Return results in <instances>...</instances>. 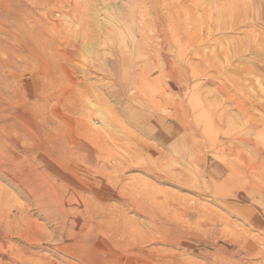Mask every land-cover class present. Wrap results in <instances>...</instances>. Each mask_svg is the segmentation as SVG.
Here are the masks:
<instances>
[{
    "label": "rangeland",
    "instance_id": "rangeland-1",
    "mask_svg": "<svg viewBox=\"0 0 264 264\" xmlns=\"http://www.w3.org/2000/svg\"><path fill=\"white\" fill-rule=\"evenodd\" d=\"M169 1L0 0V264H264V167L230 155L212 121L264 151V0H174L172 20ZM122 47L135 64L116 69ZM16 155L71 210L93 201L90 237L33 207Z\"/></svg>",
    "mask_w": 264,
    "mask_h": 264
},
{
    "label": "bare ground",
    "instance_id": "bare-ground-1",
    "mask_svg": "<svg viewBox=\"0 0 264 264\" xmlns=\"http://www.w3.org/2000/svg\"><path fill=\"white\" fill-rule=\"evenodd\" d=\"M164 3V2H163ZM183 3V2H182ZM180 2V4L176 3L174 0L169 1L168 3L164 4L165 7L168 9V14L166 15L167 19H171L175 17V15H178L180 12H182V10L184 9V5ZM138 6V5H137ZM165 8V9H166ZM167 13V12H166ZM181 15V14H179ZM178 15V16H179ZM134 16V15H133ZM184 16V15H183ZM182 16V17H183ZM184 18V17H183ZM118 19V18H117ZM130 22L132 26H134V17H130ZM181 19V18H178ZM175 20V19H174ZM182 20V19H181ZM116 22V20H115ZM183 23V21H181ZM161 23V21H160ZM175 23V22H174ZM181 23V24H182ZM184 25L186 23H183ZM130 25V24H128ZM161 25V24H160ZM176 25V24H175ZM180 25V24H179ZM177 26V25H176ZM181 27H179L174 33H175V38L174 39V43L178 45L179 47V60H182V57L184 55V43L186 41V30L185 27L180 25ZM161 27V26H160ZM171 31H173V28L170 29ZM161 31V30H160ZM189 31V30H188ZM187 31V32H188ZM162 32V31H161ZM160 32V34H161ZM165 33V32H164ZM112 35V34H111ZM164 43L169 47L170 45V39L165 36L164 38ZM162 45V44H161ZM174 45V44H173ZM166 46V47H167ZM186 46V45H185ZM165 47V48H166ZM155 50V49H154ZM164 50V49H163ZM161 51V50H160ZM126 50L124 47L121 48V54L117 57V59L115 60V67L116 69L120 68V67H124V65H126L128 63L129 66H133L135 64V61H133V58L128 62L124 59V57L126 56H122L123 53H125ZM128 57V56H127ZM126 57V58H127ZM131 57V56H130ZM136 59V58H135ZM168 67L172 70L175 67V63L169 59L166 60ZM176 62V61H175ZM165 64V63H164ZM166 65V64H165ZM180 65V64H179ZM129 70V69H128ZM136 71V70H135ZM163 71V70H162ZM174 73V72H173ZM115 75V74H114ZM131 75V74H130ZM145 75V74H144ZM167 75V74H166ZM135 78V77H134ZM179 78V77H178ZM147 80V78H146ZM150 80V79H149ZM175 81V80H174ZM185 81V80H184ZM48 82V81H47ZM53 83V82H52ZM58 85V84H57ZM52 86V85H51ZM217 86V85H216ZM75 88V87H74ZM146 88V87H145ZM218 88V87H217ZM76 89V88H75ZM178 90V89H177ZM220 90V89H219ZM146 91V90H145ZM73 92H76L73 91ZM223 95H224V91H220ZM71 93V92H70ZM69 93V94H70ZM77 95V93H75ZM132 94V93H131ZM72 95V94H70ZM74 95V94H73ZM183 95V94H182ZM65 97V96H64ZM71 97V96H69ZM68 97V99H70ZM76 97V96H75ZM230 97V96H229ZM235 97V96H234ZM145 98V97H144ZM179 98V97H178ZM233 98V97H232ZM72 99V97H71ZM75 99V98H74ZM73 99V101H74ZM77 99V98H76ZM149 99V98H148ZM228 99V98H227ZM21 100V99H20ZM144 100V99H143ZM237 100V99H236ZM231 101V100H230ZM159 103V101H158ZM167 103V102H165ZM229 103V102H228ZM78 105V104H77ZM157 106V105H156ZM239 114L241 115H246L248 113V109L241 105V103L239 101H236L235 104L233 105ZM70 109V107H68ZM72 109H74L72 107ZM54 110V109H53ZM73 110H71L72 112ZM74 113V111H73ZM71 114V113H70ZM53 115V114H52ZM67 117V116H66ZM246 117V116H245ZM65 118V117H64ZM248 119V118H247ZM57 120V119H56ZM77 120V119H76ZM217 121V124L219 126V129L217 131V137L220 141V143L222 144V147L224 149H228L227 151L229 152L230 155H235V154H239L246 149H250L252 156L250 160H247V163H251L252 165H254V163L258 162L259 165L256 167L258 170H262L264 167V151L263 149L261 150L260 145H258L256 142L251 141L250 137L247 133L238 130V129H234L232 127H228L227 126V122L225 119V115L223 114H217V117L215 119H213L212 121L215 122ZM251 122V121H250ZM144 124V123H143ZM249 124V123H248ZM80 126V125H79ZM71 127V126H70ZM81 127V126H80ZM82 128V127H81ZM47 129V128H46ZM77 129V127L75 128V130ZM251 129V128H250ZM74 130V129H73ZM259 130V129H258ZM77 131H79L82 135H85V137H89L87 134H85V132L82 131V129H77ZM82 131V132H81ZM85 131V130H84ZM260 131V130H259ZM61 134V133H60ZM55 135V134H54ZM258 135V134H257ZM58 137V136H57ZM55 137V138H57ZM2 139V138H1ZM261 140L258 141H262L264 143V131L261 135ZM53 140V139H52ZM49 141V140H48ZM177 141V140H176ZM8 142V141H7ZM49 143V142H48ZM262 143V144H263ZM59 146V145H58ZM60 147V146H59ZM8 149V148H7ZM64 149V147H63ZM62 149V150H63ZM62 150L59 154H57V158L61 157L62 155ZM6 154V153H5ZM52 154V153H51ZM3 155V154H2ZM54 155V154H53ZM10 156V155H9ZM13 156V155H11ZM3 157V156H2ZM5 158V156H4ZM11 158V157H10ZM18 162L20 163L21 161H23V164H21V166H16V182L18 183V186H22L20 187V191L21 188H23L24 193H26V195L30 196L34 202V206L36 209H38V211L41 214H44L46 216V218L51 221L52 223H54L57 226V229H59L64 237L67 240H73V239H79L82 240L84 237L88 238L90 237L93 233H94V229H84L85 226V222L89 221L87 220L88 215L90 214V206L93 205V201H90V199H75L74 203L78 208L74 210L70 209L72 204L69 201H65L60 195V192L65 193V189L63 187V183H57L55 180H53L52 178H49L48 176L45 175V173L43 171H41L38 166L34 165L35 163H33V161L28 162V164L25 165V160L23 158H21L20 156L16 155L15 157ZM13 158V159H15ZM34 158V157H33ZM23 159V160H22ZM243 159V158H242ZM39 160V159H38ZM7 161V159H6ZM10 161V160H9ZM228 162V161H227ZM233 162V161H232ZM246 162V161H245ZM12 163V162H11ZM38 165V164H37ZM48 167L51 168L52 170H54L53 167H50V164H48ZM88 168V167H87ZM47 171V170H46ZM254 172V171H253ZM257 172V171H255ZM12 173V172H11ZM50 173V172H49ZM90 173V172H89ZM262 174V173H261ZM48 175V174H47ZM51 175V173H50ZM5 176V175H4ZM89 176H91V174H89ZM88 176V177H89ZM264 176V175H262ZM86 177V176H85ZM259 177V176H258ZM91 178V177H90ZM86 179V178H85ZM14 181V180H12ZM229 181V180H228ZM231 183V182H230ZM239 183V182H238ZM242 183V182H241ZM244 183V182H243ZM248 185H250L252 188L257 189V184L254 182V180L248 181L246 182ZM236 184V183H235ZM16 185V184H15ZM16 185V186H17ZM245 185V184H244ZM239 189H241L242 186L239 183ZM18 188V187H17ZM238 188V187H237ZM244 189H241L240 191H242ZM259 190V194L261 196L262 201L264 200V190L262 188H258ZM84 192V191H83ZM88 192V191H87ZM86 192V193H87ZM233 192V191H232ZM252 192V191H251ZM22 193V192H21ZM22 193V194H24ZM241 193V192H240ZM238 195V194H236ZM22 196V195H21ZM83 198V197H82ZM31 200V201H32ZM119 202V201H118ZM126 202V201H125ZM135 202V201H134ZM132 202L131 204L133 205ZM33 204V203H32ZM73 205V206H75ZM127 206H129L130 204H126ZM133 206H137V208L142 209L141 205L135 204ZM260 206V205H259ZM32 207V206H31ZM69 208V209H68ZM102 208V207H101ZM32 209V208H31ZM69 210V211H68ZM36 211V210H35ZM68 211V212H67ZM70 211H72V213H74V217H70V215L72 213H69ZM154 213V212H152ZM88 214V215H87ZM155 215V214H154ZM157 215V214H156ZM153 216V215H152ZM92 218V217H91ZM71 223V224H70ZM70 225V227H69ZM70 228V230H69ZM94 228V227H93ZM96 229V228H95ZM98 231H100V233L102 232L101 229H99ZM104 234V232H103ZM240 237V236H239ZM177 262V261H176ZM178 263V262H177Z\"/></svg>",
    "mask_w": 264,
    "mask_h": 264
}]
</instances>
